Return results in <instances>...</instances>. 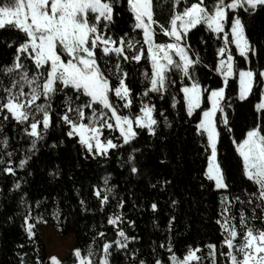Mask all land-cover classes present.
<instances>
[{
	"label": "trees",
	"instance_id": "1",
	"mask_svg": "<svg viewBox=\"0 0 264 264\" xmlns=\"http://www.w3.org/2000/svg\"><path fill=\"white\" fill-rule=\"evenodd\" d=\"M195 0H181L179 10ZM215 0H206V6L211 9ZM156 43H168L170 38L160 31L159 25L167 26L174 13V0H152ZM246 25V35L251 43L261 50L259 56L253 55L246 61L239 56L233 45L237 68H251L257 73L264 66V9L249 15L243 9L237 10ZM116 24L113 31L117 36L128 33L134 41H139L137 49L127 50L131 55L140 47L144 48L142 59L123 61L121 67L128 73L126 84L131 89L132 104L123 107L114 94L113 103L119 105L122 115L134 117L139 113L141 102L155 105L154 117L158 121L156 135H150L146 129L136 128L138 135L125 144L116 130L111 134L104 128L103 134H110L118 148L110 149L108 156H88L78 142V138L69 139L65 133L67 127L50 128L43 141L38 142L39 152L32 156L23 168H16L15 175L2 171L7 166L11 153L13 166L29 155L31 138L23 131L24 125H17L14 120L3 121L0 117V264H20L23 257L25 264H49L45 245L38 224L52 227L61 238L72 237L75 248L86 252L89 246L95 249L98 258L102 252L104 240L117 239L116 228L107 223L111 215L123 212V222L119 226L130 236L139 239L129 241L128 255L124 251L111 249L110 264H130L132 250L137 251L140 259L154 264L156 258H162L165 264H170L169 252L159 245H167L171 239L173 251L179 258L186 254L189 247L199 248L197 253L201 259L191 264H213L209 256V244L216 245L217 264H230L226 256L227 247L221 244L226 234L217 220H222L221 199L227 197L232 201L229 215L234 217L238 238L235 243L242 242L245 229L240 227V212L243 210L248 223L256 229H264V215L261 210L253 208L256 204H248L249 193L256 191V186L243 174L242 159L236 151L234 140L243 138L247 129L260 123V113L255 105L260 101L264 83H255L253 92L244 101L238 99V72L229 79L226 96L235 103L227 109L232 131L223 124L219 125L220 138L218 142V161L224 171L228 188L216 190L212 181L204 176L207 166V154L204 150L206 138L197 134L196 125L202 111L209 107L207 93L202 98V105L191 117L187 115L183 94L180 91L181 77L173 69L168 73V87L162 92H151L143 96L149 86L151 63L147 58V47L143 44L142 30L134 28V19L128 9L126 0L122 7L117 8ZM25 39L22 32L15 29L0 30V66L11 64L15 53V45ZM12 43L13 47H9ZM188 43L192 49V58L199 55L200 63L195 65L197 78L207 88L222 86V77L214 71L218 61L217 49L223 43V34L212 33L206 25H197L188 34ZM99 64L105 75L109 77L113 87L118 83L115 65L117 56H104L98 49ZM23 62L30 69L34 65L28 59ZM0 80L8 84V77L0 72ZM175 81V83H171ZM68 95H72L68 90ZM4 93L0 90V96ZM175 98V107H173ZM64 94H58L54 102L57 112L64 111ZM100 110V105H95ZM90 112V110H89ZM54 119L58 121V117ZM167 118V125L165 124ZM87 123V120H85ZM105 137V136H104ZM7 138V145L3 141ZM64 144L52 148L53 142ZM136 149V151H133ZM129 155L133 161L129 162ZM139 169V174H132L131 167ZM59 172L55 177L50 172ZM31 173V175L29 174ZM108 177V186L113 187L109 201L101 206L100 199L94 194L93 186L104 188V178ZM168 181V183H165ZM19 183V187L15 185ZM201 184L204 187H201ZM103 194V193H102ZM239 196L245 203L242 205L234 198ZM124 200L122 209L117 207L119 200ZM86 202L85 211L80 201ZM175 200L177 203L172 204ZM155 202L158 208L155 212L151 204ZM256 203H259L258 201ZM227 204V201H225ZM29 216L33 224L34 235L29 238L24 224V217ZM255 215V219L253 216ZM175 217L171 231L168 222ZM128 221H134L131 227ZM98 232L106 235L101 238ZM22 246V247H20ZM69 258L63 264H74ZM98 264V259H97ZM139 264V261H136Z\"/></svg>",
	"mask_w": 264,
	"mask_h": 264
},
{
	"label": "snow or ice",
	"instance_id": "2",
	"mask_svg": "<svg viewBox=\"0 0 264 264\" xmlns=\"http://www.w3.org/2000/svg\"><path fill=\"white\" fill-rule=\"evenodd\" d=\"M123 2L124 0H0V30L15 29L25 37L23 42L15 45L12 63L0 66V72L8 77L7 85L0 80V90L4 93L0 96V117L5 122L14 120L17 125H24L23 131L31 138L29 155L21 159L15 167L11 159L12 154L7 153L9 159L7 166L2 169L4 173L15 175L17 167L23 168L27 161L39 152L38 142L43 141L49 129L56 126H66L65 135L69 139L78 137L85 158L108 156L110 149L120 146L111 138L102 139L104 128L119 130L125 144L138 135L136 128L146 129L150 135H156L158 121L153 115L154 104L142 101L139 113L132 117L120 114L119 105L111 100V95L114 94L123 102L124 108L131 106V89L126 84L128 73L123 71L120 58L122 57L123 61L139 62L144 55L143 47L129 55L127 50L137 49L140 42L134 41L128 33L117 36L113 31L116 16L119 15L117 8L122 7ZM126 3L134 19V28L142 30L143 44L147 46V58L151 63L149 86L143 96L164 91L168 87V73L173 69L180 74V91L183 93L189 117L200 108L202 97L207 93L210 107L202 111L196 125L197 134L206 138L203 146L207 154V166L203 174L214 183L216 190L227 189L226 177L217 159V145L220 124L232 131L227 109L231 108L235 101L226 96L229 77L238 72L240 101L246 100L253 92L255 83H264V66L258 73L251 68H237L229 45H234L236 52L246 61L251 60L253 55L261 54V50L254 46L246 35V25L237 10L243 9L245 13L252 15L264 9V0H215L211 9L206 6V0H195L185 5L182 10H179L181 0H174V13L169 24L159 25L160 31L170 38L168 43H156L153 26L158 22L154 19L152 0H126ZM201 24L206 25L212 33L223 34V43L217 49L218 61L214 68L222 77V86L207 88L197 78L195 65L201 61L198 54L195 59L192 58L188 34ZM9 47H13V44L10 43ZM98 49L104 56H117L115 70L118 83L115 87L98 62ZM174 56L179 59H174ZM25 58L32 62L34 71L23 62ZM69 89L72 95L67 94ZM61 93L64 94V111L57 112L54 102ZM97 104L101 106L99 111L95 107ZM255 107L260 113V123H254L243 134L242 139L234 140L233 143L242 158L244 176L256 186V191L249 193L247 203H255L253 212L259 208L264 215V90L261 91L260 101ZM105 110L111 115L108 116ZM54 113L58 121L54 119ZM165 124L167 125L166 117ZM3 143L7 145V138ZM62 144L63 140L59 141V144L53 142L51 147L56 148ZM128 159L129 162L133 161L131 155ZM0 163H4L3 159H0ZM131 173L139 174L135 164L131 167ZM49 175L55 177L59 172H50ZM15 187L18 188L19 183ZM113 187L115 186H108V177L104 178L103 189L93 186L101 206L109 201ZM201 187L204 185L201 184ZM234 199L242 205L245 203L239 196ZM257 201L259 203H256ZM80 203L85 211L89 210L85 201L81 200ZM176 203L175 200L172 201L173 205ZM231 203L227 197H222L223 219L217 220V223L222 231L227 233L221 244L226 246L228 251L221 252L220 255L226 256L230 264H264V229H256L254 225L249 224L242 210L240 227L245 231L242 242L237 245L235 241L238 238V230L233 223L235 218L229 215ZM124 204L125 201L121 199L117 207L122 209ZM157 208V203L153 202V212ZM255 218L254 215L253 219ZM29 219L26 215L24 224L27 235L31 238L34 233L33 224ZM123 219L122 211L107 218V223L116 228L117 239L104 240L102 254L98 258L92 246L84 253L77 248L73 250L74 264H97V259L98 264H110L113 247L117 251H124L127 256L129 241L139 237L130 236L119 226ZM174 220V216L169 219V231ZM128 224L135 226L134 221H128ZM105 235L104 232L97 233L101 238ZM159 247H166L170 254V264H190L191 261L201 259L197 255L200 251L198 247H189L186 254L179 258L173 251L171 239L167 245L161 243ZM208 248L213 264H217L216 245L209 244ZM237 253L242 255V259H238ZM130 255V264H136L137 260L139 264H149L139 258L136 250H132ZM49 260L50 264H62L56 256L49 257ZM20 264H25L23 257ZM37 264H41L39 258ZM154 264H165V261L156 258Z\"/></svg>",
	"mask_w": 264,
	"mask_h": 264
},
{
	"label": "rangeland",
	"instance_id": "3",
	"mask_svg": "<svg viewBox=\"0 0 264 264\" xmlns=\"http://www.w3.org/2000/svg\"><path fill=\"white\" fill-rule=\"evenodd\" d=\"M234 48H235V46H234ZM237 54H238V52H237ZM174 59L178 60L179 58L174 56ZM231 77L232 76H230L229 79ZM263 90H264V86H263ZM238 93H239V76H238ZM201 105H202V103H201ZM209 107H210V104H209ZM105 112L107 113L108 116L111 115V113L107 112V110H105ZM113 123H114V121H113ZM107 130L109 131L110 134H111L112 130H116L120 136L119 130H117V129H108L107 128ZM109 133H107L106 135L103 134L102 139L109 138L110 137ZM122 141H123V139H122ZM220 190H224V189H220ZM38 229L41 233L43 243L45 245L46 254H47L49 264H50L49 257H51V256H56L62 262V264L64 261H66L69 258L75 259L74 255H73V250L76 248H75V245L73 243L72 237L69 236L67 238H61L55 229H53L52 227L46 226L42 223L38 224ZM237 255H238V259H242L241 254L237 253ZM195 261L196 260L191 261L190 264L192 262H195Z\"/></svg>",
	"mask_w": 264,
	"mask_h": 264
}]
</instances>
